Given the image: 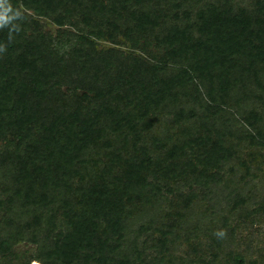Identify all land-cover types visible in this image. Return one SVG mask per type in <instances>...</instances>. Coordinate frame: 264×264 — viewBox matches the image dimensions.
I'll return each mask as SVG.
<instances>
[{
	"label": "trees",
	"instance_id": "obj_1",
	"mask_svg": "<svg viewBox=\"0 0 264 264\" xmlns=\"http://www.w3.org/2000/svg\"><path fill=\"white\" fill-rule=\"evenodd\" d=\"M5 3L22 23L0 34V167L14 169L8 226L25 219L31 260L256 263L233 246L264 200L213 186L240 169L264 179V0ZM23 6L79 34L27 31ZM91 37L133 50L94 55Z\"/></svg>",
	"mask_w": 264,
	"mask_h": 264
},
{
	"label": "rangeland",
	"instance_id": "obj_2",
	"mask_svg": "<svg viewBox=\"0 0 264 264\" xmlns=\"http://www.w3.org/2000/svg\"><path fill=\"white\" fill-rule=\"evenodd\" d=\"M22 8L27 19V31L34 29V26L31 24V19H35L43 25L45 32L52 35L56 36L59 30H66L79 34V31L72 25V22L66 23L64 27H58V25L51 18L39 16L32 10H27L24 6ZM3 10L4 7L1 6L0 13H2ZM21 23L14 22L7 24L5 27L0 28V34L2 30L7 29L12 24L20 27ZM91 38L96 45L94 55L107 54L110 49L120 50L122 52H129L133 50L129 44L130 42L124 37H119L117 39V43L110 42L105 39L97 40L96 38ZM172 119V117L165 116V118L161 120L160 125H163V127L167 126L172 122ZM154 135L158 137V135ZM5 144V142H0V151L6 149ZM0 168H3V164ZM238 168V166L235 167L236 172H238ZM13 173L14 169L12 168V165L9 166L7 164L3 169H0V239L9 240L11 243L10 249L6 254L0 252V264H39L33 262L30 258V256L35 252L36 245L30 241L29 233L23 229V226L26 224L25 219L18 221L15 227L8 226L14 222L15 219L17 220L20 215V211L16 209L17 205L14 198L16 192L14 188ZM242 176H244V171L241 169L239 173L232 175L225 172L223 174L224 180L222 181V185L217 188L213 186V188L220 196L222 193V196H224V194L233 190L235 193L237 192L239 196L246 200L248 199L250 202L249 205L253 208L254 204L264 200V182L261 183L264 179L262 177L258 180L245 181L243 179L241 180ZM220 196L216 197L215 203L217 209H221L220 212H223L225 200L220 199ZM234 226L235 225H232V227ZM240 232L241 233L237 235L236 239L238 241V245L233 246L234 251L243 255L246 254L249 256V260L256 262H253L254 264H264V219L259 220L252 218L250 221L245 223ZM198 241L200 244V239H198ZM232 248H229V250ZM183 249L186 248L183 247ZM229 250L225 251L231 252Z\"/></svg>",
	"mask_w": 264,
	"mask_h": 264
},
{
	"label": "clouds",
	"instance_id": "obj_3",
	"mask_svg": "<svg viewBox=\"0 0 264 264\" xmlns=\"http://www.w3.org/2000/svg\"><path fill=\"white\" fill-rule=\"evenodd\" d=\"M0 5H2L6 9V12L0 13V28L5 27L11 21L18 20L21 18V13L18 10L13 12L12 6L10 4H6L5 0H0ZM8 13H12V14L9 15ZM5 50H6V46L0 44V52H3ZM216 235L223 237L224 232L218 231Z\"/></svg>",
	"mask_w": 264,
	"mask_h": 264
}]
</instances>
